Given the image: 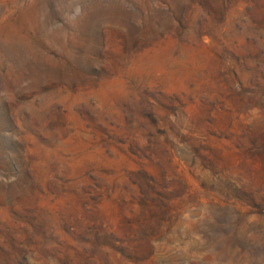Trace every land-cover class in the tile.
<instances>
[{
	"label": "rangeland",
	"instance_id": "obj_1",
	"mask_svg": "<svg viewBox=\"0 0 264 264\" xmlns=\"http://www.w3.org/2000/svg\"><path fill=\"white\" fill-rule=\"evenodd\" d=\"M0 264H264V0H0Z\"/></svg>",
	"mask_w": 264,
	"mask_h": 264
}]
</instances>
